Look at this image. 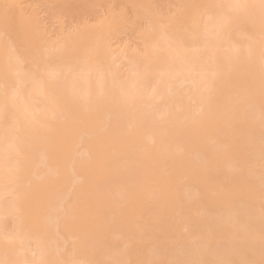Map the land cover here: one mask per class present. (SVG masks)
<instances>
[{"label": "bare ground", "instance_id": "obj_1", "mask_svg": "<svg viewBox=\"0 0 264 264\" xmlns=\"http://www.w3.org/2000/svg\"><path fill=\"white\" fill-rule=\"evenodd\" d=\"M0 264H264V0H0Z\"/></svg>", "mask_w": 264, "mask_h": 264}, {"label": "rangeland", "instance_id": "obj_2", "mask_svg": "<svg viewBox=\"0 0 264 264\" xmlns=\"http://www.w3.org/2000/svg\"><path fill=\"white\" fill-rule=\"evenodd\" d=\"M163 10H165V9H163ZM91 15V14H90ZM87 15H85L84 17H86ZM94 16V15H93ZM88 18L87 19H90V18H92L91 16L89 17V14H88V16H87ZM73 19V18H72ZM76 20V19H75ZM75 20H73V21H75ZM46 22L48 23L49 21L48 20H46ZM141 22V21H140ZM143 22V21H142ZM50 23V22H49ZM74 24L73 22H72V20L69 18L68 20L66 19L65 20V22H64V28H66V29H68L72 24ZM144 23V22H143ZM50 25V24H49ZM139 25H140V23H139ZM144 25V24H143ZM140 26H142V25H140ZM52 27H53V25H52ZM55 30V32H57L56 30H57V28L56 29H54ZM52 33H54L53 31H51ZM51 33V34H52ZM10 221V220H9ZM9 223H11V222H9Z\"/></svg>", "mask_w": 264, "mask_h": 264}]
</instances>
